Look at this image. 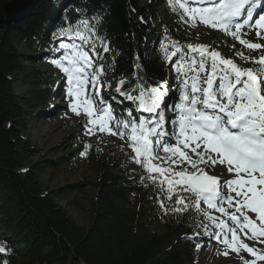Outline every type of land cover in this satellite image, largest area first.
Instances as JSON below:
<instances>
[{"label":"trees","instance_id":"1","mask_svg":"<svg viewBox=\"0 0 264 264\" xmlns=\"http://www.w3.org/2000/svg\"><path fill=\"white\" fill-rule=\"evenodd\" d=\"M9 1L0 0V245L8 250L0 255V264H197L195 245L204 232L196 225L202 215L165 214L160 193L140 179L142 169L126 172L122 159L112 156L98 166L86 226L58 203L66 200L64 188L50 191L26 169L34 147L24 136L25 124L52 104L53 81L49 73L24 64L38 57L17 50L20 45L50 58L55 41L67 40L54 34L87 18L102 24L99 34L110 47L99 62L105 66L106 91L122 78L125 91L131 89L140 65V82H164L168 92L171 78L160 45L186 40L179 31L180 11L174 12L168 0L145 7L147 0H39L18 21L5 25L2 5ZM170 92L165 100L172 104L177 98ZM110 95L109 104L121 115L129 102ZM61 159L45 163L54 166Z\"/></svg>","mask_w":264,"mask_h":264},{"label":"snow or ice","instance_id":"2","mask_svg":"<svg viewBox=\"0 0 264 264\" xmlns=\"http://www.w3.org/2000/svg\"><path fill=\"white\" fill-rule=\"evenodd\" d=\"M204 2L191 0V4ZM168 3L174 12L180 11L181 19L187 18L184 22L189 26L198 21L223 31L249 50L264 49V43L242 36V30L249 28L255 30L257 40H264V0H212L205 7L190 6L189 0ZM100 26L85 18L77 27L54 34L71 41L60 40L56 51L62 56L51 63L66 78L68 108L85 118V134L101 133L124 141L132 162L142 169L140 179L149 181L160 193V208L165 214L202 215L207 223L196 227L202 228L205 236L232 253L243 251L252 257L242 259V264L264 262V248L244 242L264 245V54L246 57L237 53L255 65L243 68L209 46L188 44V50L199 57L198 68L194 59L175 66L178 80L181 76L185 79L179 102L174 105L165 100L166 83L148 86L140 82V65H136L131 89L125 91L123 78L116 83L115 92L123 98L120 103L129 102L117 115L101 92L105 66L99 62L110 47L107 38L99 34ZM172 47L175 51L171 55L165 49L167 60L181 50L175 44ZM190 71L196 74L189 84ZM200 72L206 73L204 87ZM165 108L174 118L166 116ZM88 147L85 145L81 155H86ZM217 165L223 166L230 178L206 171ZM4 252L6 249L0 247V253Z\"/></svg>","mask_w":264,"mask_h":264},{"label":"rangeland","instance_id":"3","mask_svg":"<svg viewBox=\"0 0 264 264\" xmlns=\"http://www.w3.org/2000/svg\"><path fill=\"white\" fill-rule=\"evenodd\" d=\"M151 1L154 0H147L142 6L145 7V5ZM207 2L208 1L191 4V0H189L190 6L193 7H205V5L208 4ZM186 19V17L182 19V28L179 30L180 33L186 37V40L180 43L175 41L161 43V45H164V48L160 45V50L164 59L165 49H167L169 55L175 51L172 45L175 44L181 49L179 52H176L170 60L165 59L171 78L169 91L175 93L178 102L180 91L184 87L181 81L185 79V77L181 76L178 80L175 66L181 61L191 63L194 59L197 61L196 66L198 68L199 57L188 50V44L209 46V50L219 51L223 57L232 58L243 68L255 67V65L249 61L240 59V57L236 55L237 53H242L246 57H258L264 54V49L255 51L249 50L223 31L206 27L198 21L194 27L189 26L188 23L184 22ZM151 30L156 32L154 26H152ZM242 36L244 39L252 42L264 43V40L256 39L254 29H243ZM61 39L63 38H58L52 45V56L50 58L44 55L46 54L44 51L34 54L22 48L20 45L17 46V50L20 53L27 56L34 55L38 57L32 63H28L29 60L25 59V65L49 73L53 81L52 104L45 111L38 110L36 117L25 124L24 136L34 147L30 164L26 169L34 171L38 179L45 184L50 191H54L57 188H64L63 191H66V200L58 199V203L68 211L71 218L77 224L86 226L90 221L91 199L93 196L94 184L98 178V166L107 163L109 157L112 156L122 159V167L126 172L136 171L140 168L135 165L129 157V150L124 141L118 137L101 133H97L93 136L86 135L84 128L85 118L83 116H76L69 110V101L66 98V78L64 74L51 63L53 59H59L62 56V52L56 51ZM63 40L65 42H71L65 39ZM194 74L196 73L191 71L187 73L189 84L191 83L190 77ZM199 77L201 87L206 86L203 84V81L207 78L206 73L200 72ZM188 90L190 91V87ZM101 92L109 102L111 98L110 94L116 93L115 85L113 84L108 91L103 87ZM174 104L175 103H173V105ZM164 110L167 117L174 118V114L170 109L165 108ZM115 113L117 114L116 111ZM168 125L170 127L169 130H171L172 125L170 123ZM85 145H89L90 147H88L86 155H81V153L85 151ZM58 159H61L60 162L54 166L45 163V161L48 160L52 161ZM38 166L39 168H37ZM206 171H208L209 174L218 175L222 178H230L226 169L220 165L214 168L209 167ZM202 207L204 206L202 205ZM213 215L219 214L213 213ZM202 223H207V221H204L203 217ZM156 224L155 222L153 226H156ZM210 231H214V229H210ZM241 238L243 239V236H241ZM244 242L253 247L264 248V245L255 241L244 240ZM198 244H200L201 247L198 249L197 264H242V259H252L251 256L243 251H241L240 254L232 253L230 249L225 248L223 244L218 243L209 236L202 235L199 238ZM0 247L2 246L0 245ZM225 252H228V255H224ZM0 255H8V250L6 249V252L0 253ZM257 264H264V262H257Z\"/></svg>","mask_w":264,"mask_h":264},{"label":"water","instance_id":"4","mask_svg":"<svg viewBox=\"0 0 264 264\" xmlns=\"http://www.w3.org/2000/svg\"><path fill=\"white\" fill-rule=\"evenodd\" d=\"M39 0H11L2 5V11L5 15V25L15 23L26 12L32 9Z\"/></svg>","mask_w":264,"mask_h":264},{"label":"bare ground","instance_id":"5","mask_svg":"<svg viewBox=\"0 0 264 264\" xmlns=\"http://www.w3.org/2000/svg\"><path fill=\"white\" fill-rule=\"evenodd\" d=\"M205 1H208L207 3L209 4V3H211V0H205ZM208 4L207 5H205V6H208Z\"/></svg>","mask_w":264,"mask_h":264}]
</instances>
